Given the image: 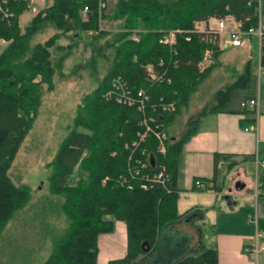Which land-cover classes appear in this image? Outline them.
<instances>
[{
	"label": "trees",
	"instance_id": "1",
	"mask_svg": "<svg viewBox=\"0 0 264 264\" xmlns=\"http://www.w3.org/2000/svg\"><path fill=\"white\" fill-rule=\"evenodd\" d=\"M104 1L108 8L103 13L105 26L115 21L117 26L89 38L85 32L97 26L98 0H53L31 18L24 30L19 25V16L25 9L23 3L14 5L15 15L8 21L0 19V40L8 42L0 52V234L15 211L30 199L29 188L16 186L7 172L34 124L43 93L53 89L55 74L64 75L63 61L72 54L78 41L84 40L91 47L88 62L94 69L99 54L106 49L112 52L110 65L102 77L95 76L94 72L96 87L82 96L72 127L49 164V190L62 196L61 210L68 223L42 264H97L98 236L112 232L114 220L125 224L126 253L106 264H145L141 257L154 254L160 230L178 217L174 183L184 142L195 132V124L202 114L217 112L228 101L233 88L245 87L249 81V61H246L235 80L218 89L209 108L189 118L184 132L175 138L168 126L209 73L220 49L217 37L212 34L190 33V39L185 41L183 36L188 33H181L176 37V55H171L166 46L158 43V37L164 31L190 30L196 22L220 18H228L239 29H247L256 24L258 1L264 25V0ZM85 5L88 12L84 18L81 11ZM48 29L53 31L46 40L33 41ZM140 29L145 31L139 32L138 41L128 38L132 30ZM62 39L67 43H60ZM206 48L211 50V62L200 70L197 64ZM160 58L165 63L166 79L152 81L151 70L163 71L157 66ZM170 58L176 60V67L169 63ZM261 63L264 64V48ZM116 75L123 76L134 90L147 89L152 101L163 96L175 102L173 112L153 114L170 136L165 154L157 152V141L152 137H146L134 150L135 155L141 156L140 151L145 149L151 164L156 160L167 166L171 175L170 192L159 184L142 190L128 173L132 142L139 140L138 132L142 130L141 115L135 107L104 98L110 80ZM242 113L248 118L241 120V124L253 122L250 110L242 109ZM233 156L213 153L212 175L200 180L209 183V189L219 190L220 185L215 184L216 166L224 160L226 167H231L236 163ZM243 158L253 161L255 155ZM256 158L262 160L257 155ZM129 184L134 187L129 188ZM255 188L256 196L264 200V167L256 172ZM258 227L264 233V218H258ZM172 264H216V253L206 249Z\"/></svg>",
	"mask_w": 264,
	"mask_h": 264
},
{
	"label": "rangeland",
	"instance_id": "2",
	"mask_svg": "<svg viewBox=\"0 0 264 264\" xmlns=\"http://www.w3.org/2000/svg\"><path fill=\"white\" fill-rule=\"evenodd\" d=\"M112 5L113 2L110 1L109 7ZM35 6L39 9L42 3L36 1ZM34 15L31 12H23L19 16V25L22 30H24ZM224 20L227 26L233 25V22L228 20V18ZM211 22L213 23V21ZM107 25L106 28L111 29L114 25L117 26V21L112 24L107 23ZM52 31L48 29L44 33L36 35L33 41L43 42L48 36L52 35ZM137 31L141 32L145 31V29ZM85 36L87 38L91 37L89 35ZM130 36L128 37L129 39ZM225 39L226 36L221 34L218 44L221 51L213 60L215 64L198 84L196 90L188 99L187 106H181L178 109L171 124L168 126L169 133L174 137L177 138L184 132L189 118L196 117L198 113L202 112L204 106L211 105L212 101H214L216 89H222L235 80L239 74L241 62L246 61V59H249V81L247 86L231 90L232 103L237 102L241 92L251 90L249 85L254 82L253 73H255L256 68V39L254 37L243 39L247 42L249 49H247L248 51L246 50L247 52L240 53L226 46L224 44ZM4 41L6 44L0 42V52L8 43L6 40ZM59 42L62 44L67 43L63 39ZM90 56L91 47L89 44L87 46L84 40L78 41L77 45L73 47L72 54L63 61L62 71L64 75L55 74L53 89L43 93L42 103L34 124L21 143L8 169L7 174L12 182L16 186L24 185L28 187L31 195L25 206L15 211L0 234V264H42L52 252L54 245L60 240L67 227V218L61 210L63 198L61 195L52 194L49 190L48 178L51 169L49 164L54 159L61 142L72 127L73 118L77 113V107L81 102L82 96L90 93L96 87L95 76L102 77L108 69L112 52L111 49H106L104 53L98 55L100 57L98 58L96 69L88 62ZM210 62L206 60L198 65V68L201 70ZM158 123L162 125V122L158 121ZM263 167L260 165L259 160L256 163L253 161L252 164L241 165V175L246 182L244 190L247 195L239 204L246 205L245 209L247 212L253 211L254 205H256V201L253 198V194L256 191L255 175ZM229 179L232 182L234 179L238 180L239 178L235 173L231 172ZM258 207L259 202H257L256 208L257 215L259 214ZM209 216L211 215L204 214L206 226L208 225L207 219ZM222 216H225L223 211L220 213V217ZM106 218L112 219L113 217L106 216ZM180 229H183V227L178 226L175 230ZM203 234V242L207 244L210 241L208 235L211 234L206 227H203ZM103 237L106 236L100 237L97 264H102L106 261V255L103 251L104 245H102ZM163 238L161 235L157 246V257L153 258L149 264H171L183 255L184 248L187 250V246H191L189 243L194 244L196 242L195 238H191L186 234L175 236L174 239L179 242L177 245L171 244L163 240ZM260 253L258 254V264H262L261 257H264V251ZM146 258L147 256L141 257L143 261Z\"/></svg>",
	"mask_w": 264,
	"mask_h": 264
},
{
	"label": "crops",
	"instance_id": "3",
	"mask_svg": "<svg viewBox=\"0 0 264 264\" xmlns=\"http://www.w3.org/2000/svg\"><path fill=\"white\" fill-rule=\"evenodd\" d=\"M0 42L6 44L4 40H0ZM228 47L237 53L249 49L245 40L239 46ZM219 49L221 51L220 46ZM248 60L246 59V61ZM246 61L241 62L239 73ZM253 76L254 82L249 85L251 90L241 92L236 103H232L230 91V98L217 112L207 111L198 118L195 124V132L184 142L179 153L174 183L178 217L162 228L157 238V246L161 235L162 238L164 237L163 240L171 244L174 243V245L179 244L174 239L176 235L186 234L195 238L196 242L194 244L189 243L191 246H187V250L184 248L185 253L182 252L183 255L178 259L186 255L198 254L206 249H213L216 253V264H258V256L255 259L251 258L243 253L242 247L251 243L253 236V227L247 220L248 216L254 213L257 215L256 208L257 202H259V214L257 216L264 218V200L254 193L253 198L256 205L251 212H247L246 205L239 204L247 195L244 190L246 182L241 175V165L258 161L256 155L262 159L259 162L264 163V74L257 76L255 72ZM249 97H257L258 115L254 127L252 121L240 123L241 120L248 118L246 114L242 113L240 102ZM206 108L208 109L209 106L203 107V109ZM244 126L247 129H244ZM213 153H231L234 155L233 159L236 163L227 168L226 161L218 162L215 184L220 185L219 190L209 189L207 182H203L201 189L195 188L193 186L194 179L211 177ZM252 154L256 158L253 161L243 158ZM231 172L235 173L239 179H234L231 182L229 179ZM222 211L225 216L220 217ZM205 213L211 215L207 219V226L204 218ZM178 226H182L183 229L175 230ZM203 227H206L211 234L208 235L210 241L207 244L203 242ZM101 236H106L102 239L103 251L106 255V261L102 264L125 255L126 227L123 221L115 220L112 232L98 236L97 259ZM157 246L154 254L145 259V264H149L153 258L157 257ZM261 258V263L264 264V257Z\"/></svg>",
	"mask_w": 264,
	"mask_h": 264
},
{
	"label": "built area",
	"instance_id": "4",
	"mask_svg": "<svg viewBox=\"0 0 264 264\" xmlns=\"http://www.w3.org/2000/svg\"><path fill=\"white\" fill-rule=\"evenodd\" d=\"M36 1L42 3V6L38 9L35 6ZM53 0H0V19L8 21L15 15L14 5L23 3L25 9L23 12H31L33 14L39 13L42 9L51 5ZM88 12V6H84L81 14L85 18ZM107 12V3L104 0H98V21L97 26L94 29H88L85 35L92 36L99 31L106 30L105 23H103V13ZM257 21L255 25L248 27L247 29H239L233 22L232 26H227L224 19H209L206 22H196L193 28L190 30L171 29L164 31L158 37V43L166 46L169 49L171 55H176V37L181 33H188L183 36L185 41L190 39V33L196 34H212L217 37V45L219 44L220 35L226 36L224 44L228 46H239L243 39H250L254 37L256 39V68L255 72L257 76L264 74V64L261 63L262 49L264 48V25L261 22L260 6L256 8ZM229 20V19H228ZM213 21V23L211 22ZM140 31L134 30L131 32L130 39L138 41L140 38ZM219 47V46H218ZM211 50L206 48L203 50L200 61L197 65L208 60L210 61ZM172 57V56H171ZM169 63L176 67V60L170 58ZM164 60L159 59L157 66L158 69L163 68L162 72L157 73L156 70L150 71V77L152 81L162 82L165 78L166 69L164 68ZM149 70L151 68H148ZM170 81V79H167ZM104 98L112 99L118 104H124L129 107H135L140 113L142 118L140 119L141 132H138L139 140L133 141V150L129 156L128 173L131 178L137 180L139 188L142 190H149L155 184H159L167 192L171 191L169 182L171 179L170 173L167 171V166L161 162L156 161L154 164L150 162V154L145 150H141V156H137L134 150L137 148L141 141H144L146 137H152L157 141V152L164 155L166 152L167 141L169 142L170 136L162 125L158 123V119L153 114L171 113L175 110V102L173 100H167L163 96H159L155 101H152L150 92L140 87L139 89H132L129 83L120 75L113 76L110 80V87L104 94ZM240 107L245 110H250L253 116V127L255 125L256 117L258 115L257 110V97H249L240 102ZM161 115H158L160 117ZM247 129V127H243ZM125 147H128L126 144ZM256 159V158H255ZM133 162L132 166L131 163ZM258 162V161H254ZM263 166V162H260ZM126 181L125 179L123 180ZM193 186L201 189L203 182L200 179H194ZM129 188H133L134 185L129 184ZM248 222L252 224L253 236L252 241L249 244L243 245L242 251L251 258L255 259L260 252L264 251V233L258 227V216L254 213L248 216Z\"/></svg>",
	"mask_w": 264,
	"mask_h": 264
}]
</instances>
